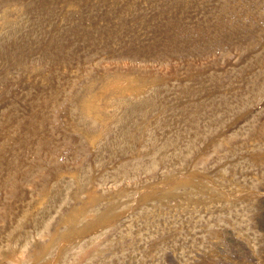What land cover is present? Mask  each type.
Instances as JSON below:
<instances>
[{"label":"rangeland","instance_id":"374dc122","mask_svg":"<svg viewBox=\"0 0 264 264\" xmlns=\"http://www.w3.org/2000/svg\"><path fill=\"white\" fill-rule=\"evenodd\" d=\"M0 264H264V0H0Z\"/></svg>","mask_w":264,"mask_h":264}]
</instances>
